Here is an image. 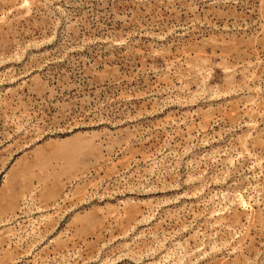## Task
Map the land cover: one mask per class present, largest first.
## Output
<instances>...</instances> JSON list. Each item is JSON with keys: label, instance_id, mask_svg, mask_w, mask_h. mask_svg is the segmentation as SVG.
I'll list each match as a JSON object with an SVG mask.
<instances>
[{"label": "rangeland", "instance_id": "rangeland-1", "mask_svg": "<svg viewBox=\"0 0 264 264\" xmlns=\"http://www.w3.org/2000/svg\"><path fill=\"white\" fill-rule=\"evenodd\" d=\"M0 264H264V0H0Z\"/></svg>", "mask_w": 264, "mask_h": 264}]
</instances>
